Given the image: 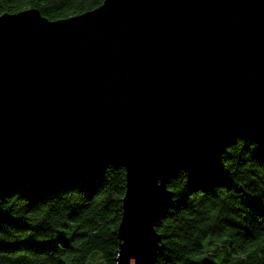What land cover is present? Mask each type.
<instances>
[{
	"label": "water",
	"instance_id": "1",
	"mask_svg": "<svg viewBox=\"0 0 264 264\" xmlns=\"http://www.w3.org/2000/svg\"><path fill=\"white\" fill-rule=\"evenodd\" d=\"M264 152V0H102L0 14V188L41 165L123 169L113 264H150L169 179Z\"/></svg>",
	"mask_w": 264,
	"mask_h": 264
},
{
	"label": "trees",
	"instance_id": "2",
	"mask_svg": "<svg viewBox=\"0 0 264 264\" xmlns=\"http://www.w3.org/2000/svg\"><path fill=\"white\" fill-rule=\"evenodd\" d=\"M102 0H0L1 13L35 8L48 20ZM155 225L150 264H264V152L236 140L214 165L178 171ZM123 169L48 164L0 188V264H113Z\"/></svg>",
	"mask_w": 264,
	"mask_h": 264
}]
</instances>
